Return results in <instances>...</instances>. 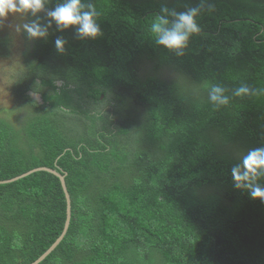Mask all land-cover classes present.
<instances>
[{
  "label": "trees",
  "instance_id": "16d2710c",
  "mask_svg": "<svg viewBox=\"0 0 264 264\" xmlns=\"http://www.w3.org/2000/svg\"><path fill=\"white\" fill-rule=\"evenodd\" d=\"M63 2L24 11L21 107L0 117V180L49 167L70 194L68 231L39 264H264V203L230 175L264 146V0H82L100 28L83 39L48 15ZM193 7L200 31L183 54L157 45L155 15ZM10 40L0 28V59ZM212 85L227 104L209 100ZM66 210L52 172L0 184V264L38 259Z\"/></svg>",
  "mask_w": 264,
  "mask_h": 264
},
{
  "label": "clouds",
  "instance_id": "9594fccd",
  "mask_svg": "<svg viewBox=\"0 0 264 264\" xmlns=\"http://www.w3.org/2000/svg\"><path fill=\"white\" fill-rule=\"evenodd\" d=\"M43 0H0V18H6L10 12H36L42 8ZM87 11H84V8ZM167 9H161L166 12ZM198 8H189L186 11L173 12V19L157 13L150 24V30L155 43L163 48L176 51L182 55V49L187 47L190 37L200 31L196 22ZM48 15L54 20L58 28H74L80 38H95L100 34L96 22L94 5H84L82 0H64L59 6L51 10ZM26 31L33 37H44L47 29L38 24L25 25ZM65 41L57 38L55 45L58 51L64 50ZM247 87L236 89L235 95L247 93ZM224 89L219 85H212L209 91V100L217 105L228 103V97L223 95ZM233 187L237 190H246L251 199H259L264 203V146L248 149L240 155L236 163L230 168Z\"/></svg>",
  "mask_w": 264,
  "mask_h": 264
},
{
  "label": "rangeland",
  "instance_id": "374dc122",
  "mask_svg": "<svg viewBox=\"0 0 264 264\" xmlns=\"http://www.w3.org/2000/svg\"><path fill=\"white\" fill-rule=\"evenodd\" d=\"M24 11L10 12L6 18H0V28L9 36L12 44L11 56L0 59V117L11 118L21 104L14 92L15 74L19 73L23 57L20 52L25 40L22 38ZM31 113H35L32 110Z\"/></svg>",
  "mask_w": 264,
  "mask_h": 264
},
{
  "label": "water",
  "instance_id": "95a60500",
  "mask_svg": "<svg viewBox=\"0 0 264 264\" xmlns=\"http://www.w3.org/2000/svg\"><path fill=\"white\" fill-rule=\"evenodd\" d=\"M32 99L38 101L39 103L43 102L42 99V95L40 93L34 92V91H30L27 93ZM40 170H45V171H49L52 172L54 174H56L57 176L60 177L61 182H62V186L66 195V199H67V216H66V221H65V225H64V229L62 234L55 240V242L35 261H33L30 264H39L41 261H43L59 244L60 242L63 240V238L65 237L68 228H69V224H70V219H71V199H70V194L68 192L67 189V185L65 183V178L63 175H61L60 173H58L56 170L49 168V167H37L34 168L32 170H29L23 174H20L16 177L10 178V179H6V180H0V184H6V183H10V182H14L17 181L21 178H24L26 176H28L29 174L36 172V171H40Z\"/></svg>",
  "mask_w": 264,
  "mask_h": 264
},
{
  "label": "flooded vegetation",
  "instance_id": "af4514ba",
  "mask_svg": "<svg viewBox=\"0 0 264 264\" xmlns=\"http://www.w3.org/2000/svg\"><path fill=\"white\" fill-rule=\"evenodd\" d=\"M30 91H33V90H28L27 93L30 92Z\"/></svg>",
  "mask_w": 264,
  "mask_h": 264
}]
</instances>
